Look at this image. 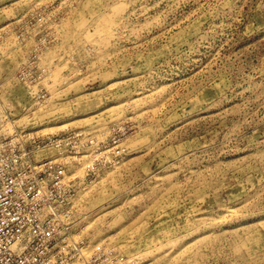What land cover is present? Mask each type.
Masks as SVG:
<instances>
[{
	"label": "rangeland",
	"instance_id": "rangeland-1",
	"mask_svg": "<svg viewBox=\"0 0 264 264\" xmlns=\"http://www.w3.org/2000/svg\"><path fill=\"white\" fill-rule=\"evenodd\" d=\"M14 125L62 139L88 251L264 264V0H0Z\"/></svg>",
	"mask_w": 264,
	"mask_h": 264
},
{
	"label": "built area",
	"instance_id": "built-area-1",
	"mask_svg": "<svg viewBox=\"0 0 264 264\" xmlns=\"http://www.w3.org/2000/svg\"><path fill=\"white\" fill-rule=\"evenodd\" d=\"M61 142L15 125L0 133V264H124L120 253L87 250L69 223L73 188L65 169L54 158H35Z\"/></svg>",
	"mask_w": 264,
	"mask_h": 264
},
{
	"label": "bare ground",
	"instance_id": "bare-ground-1",
	"mask_svg": "<svg viewBox=\"0 0 264 264\" xmlns=\"http://www.w3.org/2000/svg\"><path fill=\"white\" fill-rule=\"evenodd\" d=\"M74 221H75V217L74 216H71V218H70V225H71V227H72V224L74 223Z\"/></svg>",
	"mask_w": 264,
	"mask_h": 264
}]
</instances>
